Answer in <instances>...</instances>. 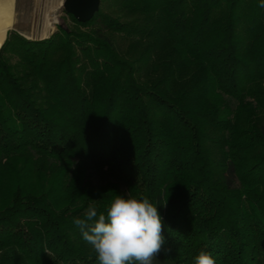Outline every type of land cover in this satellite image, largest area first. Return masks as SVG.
Wrapping results in <instances>:
<instances>
[{"label":"trees","instance_id":"trees-1","mask_svg":"<svg viewBox=\"0 0 264 264\" xmlns=\"http://www.w3.org/2000/svg\"><path fill=\"white\" fill-rule=\"evenodd\" d=\"M261 0H101L0 51V264H99L73 223L159 203L156 257L264 264Z\"/></svg>","mask_w":264,"mask_h":264},{"label":"clouds","instance_id":"clouds-1","mask_svg":"<svg viewBox=\"0 0 264 264\" xmlns=\"http://www.w3.org/2000/svg\"><path fill=\"white\" fill-rule=\"evenodd\" d=\"M260 7L264 8V0ZM94 201L83 218L77 217L73 223L95 250L99 264H153L166 242L159 203L130 191L117 195L104 212H98ZM195 264H217V259L212 252L201 250Z\"/></svg>","mask_w":264,"mask_h":264},{"label":"rangeland","instance_id":"rangeland-1","mask_svg":"<svg viewBox=\"0 0 264 264\" xmlns=\"http://www.w3.org/2000/svg\"><path fill=\"white\" fill-rule=\"evenodd\" d=\"M66 2L67 0H15V24L7 37L15 34L30 42H40L53 37L61 27L75 30L76 25L65 12ZM153 264L175 263L156 257Z\"/></svg>","mask_w":264,"mask_h":264},{"label":"water","instance_id":"water-1","mask_svg":"<svg viewBox=\"0 0 264 264\" xmlns=\"http://www.w3.org/2000/svg\"><path fill=\"white\" fill-rule=\"evenodd\" d=\"M101 0H67L65 12L80 23L89 22L99 11Z\"/></svg>","mask_w":264,"mask_h":264},{"label":"bare ground","instance_id":"bare-ground-1","mask_svg":"<svg viewBox=\"0 0 264 264\" xmlns=\"http://www.w3.org/2000/svg\"><path fill=\"white\" fill-rule=\"evenodd\" d=\"M15 24V0H0V49ZM16 27V26H15Z\"/></svg>","mask_w":264,"mask_h":264}]
</instances>
